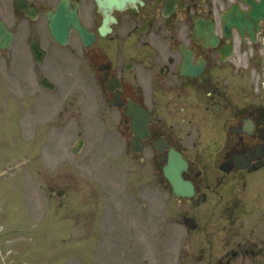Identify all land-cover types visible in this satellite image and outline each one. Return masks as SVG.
Returning <instances> with one entry per match:
<instances>
[{
    "label": "flooded vegetation",
    "instance_id": "af4514ba",
    "mask_svg": "<svg viewBox=\"0 0 264 264\" xmlns=\"http://www.w3.org/2000/svg\"><path fill=\"white\" fill-rule=\"evenodd\" d=\"M63 1L69 17L76 10L88 28V46L71 29L66 46H75L67 54L84 61L80 66L107 104L117 103L112 108L127 146L130 105L151 114L144 151L133 156L152 183L171 189L164 165L174 148L187 161L182 174L194 189L185 199H206L185 213L199 222L185 232L186 260L264 264V0H133L123 7H100L97 0H0V23L13 32L0 62L21 79L24 98L29 69L36 75L43 70L32 47L48 54L43 23ZM208 202L211 208L196 211ZM9 215L1 210L5 264L12 262L3 255Z\"/></svg>",
    "mask_w": 264,
    "mask_h": 264
},
{
    "label": "rangeland",
    "instance_id": "374dc122",
    "mask_svg": "<svg viewBox=\"0 0 264 264\" xmlns=\"http://www.w3.org/2000/svg\"><path fill=\"white\" fill-rule=\"evenodd\" d=\"M44 34L49 57L43 73L56 88L42 90L33 85L35 77L28 72L25 103L32 106L43 92L38 98L43 99V112L34 109L22 126L13 117L17 104L8 97L20 95L18 99H22L21 79L14 75L9 81L7 69L0 65L4 76H0V167L10 161L13 178L9 183L0 180V185L6 189L3 201L12 204L9 209L15 212L9 215L12 233L7 237L12 238L13 250L17 249L15 256L26 258L28 264H96L91 250L99 234L95 222L105 225L102 213L118 208L124 214V234L135 244L133 248L127 243L134 251L128 259L135 261L133 264H192L185 255L183 260L181 241L186 201L158 185L153 195H145L136 162L125 154L123 143L106 136L119 134L116 113L105 110L100 88L88 78L86 65L80 66L84 61L79 63L67 54L75 45L63 48L54 44L45 26ZM79 137L85 143L76 153L72 148ZM18 161L23 162L22 168L17 167ZM49 186L66 187L67 193L58 197ZM117 220L109 229L110 240L119 244ZM116 250L120 248L106 250L108 261H120ZM123 256L126 263L129 256Z\"/></svg>",
    "mask_w": 264,
    "mask_h": 264
},
{
    "label": "water",
    "instance_id": "95a60500",
    "mask_svg": "<svg viewBox=\"0 0 264 264\" xmlns=\"http://www.w3.org/2000/svg\"><path fill=\"white\" fill-rule=\"evenodd\" d=\"M127 0H123L120 3H124ZM99 3L102 4V0H99ZM72 24L74 27L78 28L84 38V40L86 38H88V32L86 31L85 28L81 27L77 21V19L75 18L73 21H68L67 17H64L62 15H60V12H58L57 14H55L53 16V18L50 19V23H49V28L51 31L52 36L61 42H66L67 39V35H68V29H69V25ZM3 39V35L1 34L0 31V45H5L1 43V40ZM42 84L46 87H50L52 88L53 85L50 84L47 80L42 79L41 80ZM82 145V140L79 142L78 147L75 148V150H77L80 146ZM177 161H181L179 157L175 158ZM174 162V159H173ZM172 162V163H173ZM176 169V168H175ZM173 170L172 174L169 175L171 182L173 184L174 187V192L178 195L181 194H188L189 193V188L190 185L188 183H186L185 181H183V179L181 178V175L179 173V171L177 170ZM59 194H63L64 190L58 191ZM190 223V222H189Z\"/></svg>",
    "mask_w": 264,
    "mask_h": 264
}]
</instances>
